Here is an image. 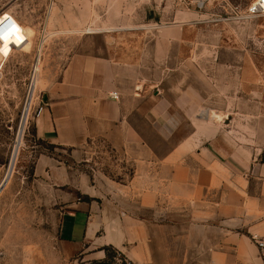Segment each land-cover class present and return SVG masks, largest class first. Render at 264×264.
Instances as JSON below:
<instances>
[{"label":"crops","instance_id":"crops-1","mask_svg":"<svg viewBox=\"0 0 264 264\" xmlns=\"http://www.w3.org/2000/svg\"><path fill=\"white\" fill-rule=\"evenodd\" d=\"M121 68L83 48L38 87L47 103L35 118L39 137L72 147L78 159L103 142L131 167L119 180L57 166L63 260L105 264L103 247L113 246L129 264H264V105L256 93L238 92L230 111L204 119L162 99L143 105L139 93L130 102Z\"/></svg>","mask_w":264,"mask_h":264},{"label":"rangeland","instance_id":"rangeland-1","mask_svg":"<svg viewBox=\"0 0 264 264\" xmlns=\"http://www.w3.org/2000/svg\"><path fill=\"white\" fill-rule=\"evenodd\" d=\"M252 1L0 0V13L11 12L28 39L11 54L14 43H0V264H70L57 234L65 208L54 183L58 165L119 180L131 171L103 142H90L78 159L72 147H51L36 134L27 110L43 95L45 75L87 48L123 65L122 88L134 104L139 93L143 105L162 99L205 119L252 90L264 105V14H246Z\"/></svg>","mask_w":264,"mask_h":264},{"label":"built area","instance_id":"built-area-1","mask_svg":"<svg viewBox=\"0 0 264 264\" xmlns=\"http://www.w3.org/2000/svg\"><path fill=\"white\" fill-rule=\"evenodd\" d=\"M197 3L203 0H195ZM246 14L249 16H257L264 14V0H253L247 7ZM9 41V44L12 42L13 50L15 48H20L27 41V36L25 35V30L23 24L16 20L11 15L3 14V17L0 19V42L6 43ZM34 72V70H33ZM33 77V76H32ZM110 96L114 99H119V94L117 91L110 93ZM47 107L46 100L44 95H35V98L30 104L29 111L34 113L36 118L40 117L44 110ZM256 239V237H255ZM260 247H264L263 240H257Z\"/></svg>","mask_w":264,"mask_h":264},{"label":"trees","instance_id":"trees-1","mask_svg":"<svg viewBox=\"0 0 264 264\" xmlns=\"http://www.w3.org/2000/svg\"><path fill=\"white\" fill-rule=\"evenodd\" d=\"M49 146L53 147L55 145L49 143ZM103 248L105 249L107 254V259L104 261L105 264H129L127 261H122L120 263H117L116 255L119 253V251L113 246H104Z\"/></svg>","mask_w":264,"mask_h":264},{"label":"bare ground","instance_id":"bare-ground-1","mask_svg":"<svg viewBox=\"0 0 264 264\" xmlns=\"http://www.w3.org/2000/svg\"><path fill=\"white\" fill-rule=\"evenodd\" d=\"M3 14H5V15H11V16H13L14 18H16L11 12H1L0 13V19L3 17ZM16 20H18L17 18H16ZM24 26V25H23ZM24 30H25V27H24ZM25 35H26V31H25ZM27 36V35H26ZM28 40V39H27ZM0 43H3V42H0ZM8 44H9V41H8ZM10 45H12V44H10ZM12 51H13V45L11 46V49H10V54L12 53ZM33 99H34V97H33ZM33 99H31V101H30V103H29V106H28V110H27V112H28V114H29V107H30V104H31V102L33 101Z\"/></svg>","mask_w":264,"mask_h":264},{"label":"water","instance_id":"water-1","mask_svg":"<svg viewBox=\"0 0 264 264\" xmlns=\"http://www.w3.org/2000/svg\"><path fill=\"white\" fill-rule=\"evenodd\" d=\"M3 186H4V184H2V186H0V191H1V189L3 188Z\"/></svg>","mask_w":264,"mask_h":264}]
</instances>
